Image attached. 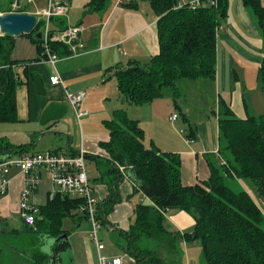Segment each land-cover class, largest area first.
<instances>
[{
    "label": "trees",
    "instance_id": "16d2710c",
    "mask_svg": "<svg viewBox=\"0 0 264 264\" xmlns=\"http://www.w3.org/2000/svg\"><path fill=\"white\" fill-rule=\"evenodd\" d=\"M23 1L11 0L8 8H0V13L27 12ZM148 1L158 16L159 52L146 63L134 60L126 67L117 66L113 75L125 101L148 104L170 88L179 109L178 100L183 96L178 87L180 80L216 79L218 31L228 15L230 0H215L213 4L200 0L196 5L182 6H178V0ZM242 1L257 21L264 41L262 0ZM108 2L90 0L87 7L101 10ZM58 17L50 19L52 24L60 25L57 31L52 30L54 34L69 27L62 26L61 20L57 22ZM37 18L33 31L23 35L31 37L41 57L47 59L43 55V38H35L36 33L44 30L46 19L41 15ZM49 46L60 57L75 54L68 44L58 39L50 40ZM14 47L15 36L0 33V122L3 123L19 120L17 89L22 81L14 67L25 61L12 58ZM259 78L264 89V55ZM217 107L219 157H215L216 161L209 159V176L198 178L194 184L183 181L181 154L162 151L154 142L146 145L139 120L130 117L123 108L115 109L112 117L104 122L109 139L99 142L103 154L85 152L86 160L97 163L99 176L93 180L104 184L108 191L106 197L98 199L88 176L91 191L98 200L96 218L101 226L109 222L108 215L122 202L120 187L125 180L132 185L127 200L142 192L151 201H139L134 207L133 223L127 231H121L129 241L126 252L135 259V264H182L178 259L181 240L200 242L207 264H264V208L244 186L235 189L229 184V180L235 183L249 180L264 201V113L240 118L222 97ZM188 136L190 139L192 135ZM32 146L29 143L14 146L0 139V155L24 154ZM85 204V197L63 193L51 197L50 193L47 203L39 207L36 227L31 226L29 231L51 237V251H43L41 245L38 249L31 248L30 252H16L22 251L31 264H60L61 252L70 245V232L63 227L64 219L79 215L80 207ZM168 210L189 213L195 220L193 229L184 233L173 230L167 222ZM82 213L90 220L86 212ZM59 236L62 238L57 240ZM91 237L94 241L93 232ZM148 240L153 244L149 245Z\"/></svg>",
    "mask_w": 264,
    "mask_h": 264
},
{
    "label": "crops",
    "instance_id": "0c3cea01",
    "mask_svg": "<svg viewBox=\"0 0 264 264\" xmlns=\"http://www.w3.org/2000/svg\"><path fill=\"white\" fill-rule=\"evenodd\" d=\"M89 1L90 0L23 1L25 2L24 6L27 12L34 13L35 15H38L39 11L43 8H47L50 4L67 5L69 9L66 14L60 17L55 16L58 17L57 22L61 20L62 26L84 25L86 28V31L82 34L83 44L80 46L81 50L76 54L59 57L56 62L52 63L41 57L37 45L31 37L23 34L13 35L15 36V47L12 58L14 60L25 61V63L16 64L14 67L17 76L22 81V84L17 89L18 121H34L41 123V129H43L44 123L48 132L43 130V136L47 134H61L56 139L58 143L63 141L64 136L70 140V142L66 143L65 148L56 145L54 150H49L48 152L57 151V153L75 154L83 148L86 153L102 155L103 150L99 147V142L108 140L109 134H81L82 139L80 146L75 147L72 145L75 138L69 132L70 129L67 127L68 124L61 123L66 112L69 110V101L66 99L65 89L70 91L73 90V92L83 91L85 93L84 100L89 97V100H87V107L85 108L88 111V114L85 116H88L90 110L93 111L88 106L91 96L90 93H92L93 90L96 92L101 86H105L107 76L108 79L115 80L116 89H118L117 80L113 75L115 71L114 68L117 66L126 67L128 62L134 60L146 63L152 56L158 54L160 49L157 34L158 16L148 0H109L107 6L101 10H89L87 7ZM191 1L197 0H185V2ZM262 3L264 4V0H262ZM70 11H72V15ZM50 26L52 30L57 31L60 25L58 26V24H52L51 22ZM263 55L264 41L253 16L244 6L242 0H230L228 15L223 22V27L218 31L216 79H201H204V84H210L212 90L213 85L216 84L218 87V93L216 91L215 94L217 97L216 102H218L219 97L226 99L230 102L234 112L240 118H245L249 115H257L254 112L255 108H262L264 105V94L260 93L261 89L263 92L264 89L262 88L259 78V68L263 61ZM59 63L61 64L60 68L58 67ZM111 67L113 69H109ZM56 72L61 75L62 83L53 85L50 82V76ZM254 75H256L255 83L252 82V77ZM184 80L185 79L180 80L181 83H179L182 84L180 87L184 89L181 90L182 94L187 96V89H189V84L192 83H185L186 85H184ZM190 80H192L190 82H193V79ZM207 80L211 81L208 82ZM207 89L208 88H206V91ZM117 94L119 95V90ZM256 94L261 95L256 96ZM158 100H154L151 103L158 102ZM122 101L127 102L124 99ZM173 101L174 100H172V102ZM149 106L151 112L150 121L155 122L161 119L160 111H158L156 107ZM179 110H181V107H179ZM113 111H111L112 114ZM213 111L214 110H212V112ZM127 112L129 114V109H127ZM214 112L216 113V111ZM182 113L185 123L182 124L181 129L186 133L183 136L181 134L182 130L173 131L172 134L178 137V141L175 139L174 146H172L170 139L173 135L170 136V133L161 137L151 134L150 139H152L151 142H154L162 151H173L181 154L183 181L186 184H194L198 178H207L209 176V159L216 161L215 157L217 156V159L219 157L217 154V149L219 147L218 127L212 128V126L208 125L206 120L193 123L187 111ZM89 116L90 118L92 117L91 115ZM185 117L187 119H185ZM178 118L179 115L174 120L170 117L171 123L175 125ZM134 119L139 120L141 127L145 131L146 140V135H148L147 128H145L143 124L146 119L144 120L143 116L138 118L134 117ZM57 123H61V128L59 127L54 131L51 125L58 127ZM0 124L7 126L6 124L11 123L0 122ZM20 126L21 124L18 128L4 127L2 131L0 130V139L8 141L14 146L21 145L15 142L18 141L16 139H18L21 134L30 135L33 128L27 126L22 130ZM193 127L195 128V135H193ZM62 130H67L68 132H59ZM189 133L192 135L190 139L188 136ZM101 135L104 136L102 137ZM176 136L174 138H176ZM185 136L188 137L185 138ZM193 137L195 138L193 139ZM32 141L33 142L29 144H33V146L37 144L34 140ZM28 153L40 152L29 150L24 154L16 153V159ZM12 155L3 153L0 155V159H11ZM92 162L95 165L96 172L93 177L96 178L99 176V171L97 170V163L95 161ZM8 177L10 181L8 193L0 197V248H2L1 250L11 248L10 251L7 249V255L10 260H14L15 263L16 261H22V264H31L22 251L16 252V250L30 252L31 248L38 249V247L42 245L43 251L50 252L53 239L48 235L32 232L34 234L33 242L30 241V246L23 249L18 248L14 244H8L6 242L7 240L5 241V237L13 235L19 236L22 230H29L31 227L20 216L18 211V199L21 190L25 187V176L21 169L16 166L10 168ZM90 179L92 180L91 177ZM50 182L52 183V181ZM49 183L40 179L37 189L32 195V202L38 207L46 204L49 199L51 193ZM238 183L244 186L257 200L258 197L253 192L248 182L238 180ZM95 189V193L99 195L101 199L108 195L107 187L104 184H101V186L97 185ZM131 190V183L125 180L120 187L122 202L119 203L114 211L107 217L108 223L111 224L113 228L118 229L120 234L124 237L125 235H123L121 231H127L134 221L132 220V215L134 214V207L136 205L131 207L132 204L130 202L128 203L129 200H127ZM257 201L264 208V201L259 199ZM146 202L151 203L149 199ZM122 206H125V209L118 215L117 212L120 211ZM18 215L22 218L20 219L24 221V224L22 226L15 225L11 227V221L17 218L16 216ZM166 217L168 225L170 226V224H172L174 228L172 226L170 227L180 233L191 231L195 224L194 218L186 211L168 210ZM5 219H7V227H5ZM181 241L180 245L186 246L185 260L187 264H200L201 250L198 254L199 257L197 261L193 258V263L190 255V249L198 251L199 245L193 242V245L189 247L188 242L184 240ZM69 242L70 247V237ZM128 242L125 248L126 251ZM105 250L106 247L101 251L98 249V253L103 254ZM106 254L113 255L109 253ZM114 255L118 256L119 254L114 253ZM60 264H62V259ZM78 264H100V262L97 259L96 263H94L93 257L90 256L86 257L84 262Z\"/></svg>",
    "mask_w": 264,
    "mask_h": 264
},
{
    "label": "rangeland",
    "instance_id": "374dc122",
    "mask_svg": "<svg viewBox=\"0 0 264 264\" xmlns=\"http://www.w3.org/2000/svg\"><path fill=\"white\" fill-rule=\"evenodd\" d=\"M11 0H0V8H8ZM33 1V0H32ZM141 3V2H140ZM48 7V6H47ZM45 8H43L40 12H42ZM39 12V14H40ZM70 14L72 15V11H70ZM255 20V19H254ZM256 24L257 21L255 20ZM258 25V24H257ZM52 29V28H51ZM61 64H58V67L60 68ZM108 76L106 78V85L101 86L98 88L95 92V90L92 91L91 96H90V101H89V107L93 110H90V116H84L80 119L77 118L76 112L74 110V107L68 104L69 110L66 112L64 118L62 119L61 123H66L68 124L67 127L70 129V133L73 135L75 138V141L72 143L73 146L78 147L80 146L81 142V134H92V135H97V134H104L108 135L109 131L107 127L105 126L104 122L106 119H110L112 117V112L114 109L117 108H124V109H129V116L132 118H138L140 116H143L144 121V126L147 128V134L146 135V140L145 143L146 145H150V142L152 139L151 134L157 137L161 136H166L168 133H170V136H172L173 131L176 130H182L181 126L184 124L185 120L183 118V113L182 112H188V116L190 119L193 120V123L199 122V121H204L206 120L208 122L209 126H212V128L218 127V102H216V91L218 93V87L216 84L213 85V90L210 84H204L203 80L204 79H196L193 80V82H190L192 80L190 79H185L183 81V84L186 85L185 83H192L189 84V89H187V96L184 94L182 97L179 98L178 103L181 107V110H179L173 100V90L170 88H166L164 90V94L161 98L156 99L155 101L158 100V102L155 103H150V104H143V105H132L129 104L128 102H123V97L121 94L118 93V89H116V82L115 80L108 79ZM256 75L252 77V82L255 83ZM210 82L211 80H207ZM180 82V81H179ZM178 82V87L179 90H184L182 87H180V84ZM103 83V84H105ZM215 83V82H214ZM206 88L207 91H206ZM210 88V89H209ZM73 92V90H72ZM77 92V91H74ZM91 92V91H90ZM261 94H264L263 90L261 89ZM261 94H256V96H259ZM89 98V97H88ZM84 100L82 103L81 109L86 110L85 108L87 107V100ZM151 107H156L158 111H160V116L161 119L158 121H150V106ZM95 108V109H94ZM216 111V113L212 110ZM255 114L257 115H262L264 113V105L262 108H255ZM178 114L179 118L176 120L175 125L174 123H171L170 117L173 114ZM159 116V117H160ZM59 122V121H58ZM148 124H146V123ZM187 122V121H186ZM61 123H57L58 127L53 126V130L56 131L57 128H61ZM81 123V124H80ZM12 124V126H11ZM11 124H6L7 126H4L3 124H0V130L2 131L4 127H15L18 128V126L21 124L20 129H24L27 126H30L32 129V132L30 135L28 134H21L18 139V141H15L19 144L23 143H32L36 142L37 144L34 145L30 150L31 151H38L40 153H46L49 150H54L56 145H60L62 147H66V143L70 142V140L67 137H63V141L61 143L57 142V138L61 134H47L43 136V132H48V129L46 128V125L43 123V129L41 123H37L34 121H18L15 123ZM44 130V131H43ZM0 131V132H1ZM61 133L68 132L67 130H62L59 131ZM182 132V133H181ZM180 133L184 136L185 131L182 130ZM104 135H101L102 137ZM43 136V137H42ZM176 135L174 134L172 137H170L172 146L175 144V139L178 141V137L174 138ZM185 138H187L185 136ZM167 146L168 143L166 142ZM166 148L165 146H163ZM62 148V149H64ZM61 149V148H60ZM17 154L12 155L11 159L16 160ZM86 166H87V171L89 176L92 178V183L93 186L96 187L97 185L101 186V183L95 182L93 179H95L93 176L96 173L95 172V165L94 163L87 158L86 160ZM16 167V166H12ZM43 175L40 177L45 182H50L51 177L48 173H46L44 170L42 171ZM247 182L250 184L251 189L253 192L257 195V200L262 199L258 196L256 188L252 184L251 181L247 180ZM229 184L234 187L235 189H241L242 186H240L238 183H235V181L229 180ZM50 191L51 195L53 192V184L50 182ZM98 199H101L99 195L96 194ZM102 196V195H101ZM139 201L141 202H146L148 201V198L142 193V192H137L134 196L130 198L128 203L130 202L132 205L131 207H134L136 203ZM125 209V206H122L120 211L117 212L118 215L122 213V211ZM79 215L74 216V217H66L63 222V227L67 229L70 232V241H71V246L61 252V259H62V264H78L81 262H84L86 257H93L94 263H96L97 259L99 260V253L97 249V245L93 241L91 237V232L93 230V225L91 220L87 219L84 217V214L80 211L78 212ZM83 216V217H82ZM17 218H14L13 221H11L10 226H22L24 224V221L21 220L22 218L16 216ZM82 217V218H80ZM135 215H132V220H134ZM21 218V219H20ZM5 221V227H7V219ZM9 221V220H8ZM170 226L173 227L172 224ZM174 228V227H173ZM98 236L102 240V243L105 245L106 250L104 252L113 254L112 256H116L115 254H119L118 256H122L125 260L129 261L130 264H135L134 259L132 256L126 252L125 247L127 244V239L120 234V231L118 229H115L112 227L111 224L109 223H104L100 230L98 231ZM34 234L32 231L29 230H22L21 233H19V236H8L5 237V241L8 244H14L18 248H25L27 246H30V241L33 242ZM149 245L153 244V241L148 240L147 241ZM197 245H199L198 251H194L190 249V255H191V260L193 263V258L197 261L199 257V252H200V264H207V261L204 257V254L202 253V245L200 242H196ZM193 244L189 243L188 246L191 247ZM185 245H181V253L178 256V259L180 257L182 264H187L185 260ZM0 248V264H22L21 261H15L10 260L9 256L7 255L8 250L5 248L1 250ZM80 253H79V252ZM103 252V255H107L106 253ZM112 257L111 255H107ZM74 260V262H73Z\"/></svg>",
    "mask_w": 264,
    "mask_h": 264
},
{
    "label": "built area",
    "instance_id": "2783aa9c",
    "mask_svg": "<svg viewBox=\"0 0 264 264\" xmlns=\"http://www.w3.org/2000/svg\"><path fill=\"white\" fill-rule=\"evenodd\" d=\"M211 4L215 0H209ZM200 2L179 0L178 6L185 3L196 5ZM68 6L64 4H50L40 14L46 19L43 33V55L47 60L54 63L59 59V55L50 48V40L58 39L68 44L72 53H78L79 47L83 44L82 34L86 31L84 25L69 26L67 30L54 34L51 29L50 19L55 16H61L68 12ZM50 82L55 84L62 83V77L59 73H54L50 76ZM65 96L69 103L74 107L77 118L80 119L88 114L87 110H82L81 106L85 98L83 91L72 92L65 89ZM173 120L177 118V114L172 115ZM18 166L25 176V187L21 190L18 199V211L20 216L27 224L36 227V215L39 212V207L32 202V195L37 189L42 171H46L52 180L53 192L52 196L57 193L67 194L70 197H85L86 204L80 207L81 212H86L90 217L93 225V237L99 251L105 249V245L99 239L98 231L101 228V223L97 220V198L93 195L89 185V177L86 169L85 150L82 148L78 155L46 152L33 153L21 156L16 160L0 159V197L6 195L9 189V177L11 166ZM133 258V257H132ZM134 259V258H133ZM135 261V259H134ZM100 264H129L122 256H107L99 254Z\"/></svg>",
    "mask_w": 264,
    "mask_h": 264
},
{
    "label": "water",
    "instance_id": "95a60500",
    "mask_svg": "<svg viewBox=\"0 0 264 264\" xmlns=\"http://www.w3.org/2000/svg\"><path fill=\"white\" fill-rule=\"evenodd\" d=\"M38 21L37 15L30 12L0 13V33L8 35H20L33 31ZM42 32L35 34V38H41ZM66 237V234L64 235ZM59 236L57 240H60Z\"/></svg>",
    "mask_w": 264,
    "mask_h": 264
}]
</instances>
